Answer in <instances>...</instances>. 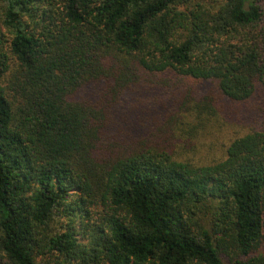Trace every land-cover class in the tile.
Wrapping results in <instances>:
<instances>
[{"label":"trees","instance_id":"trees-1","mask_svg":"<svg viewBox=\"0 0 264 264\" xmlns=\"http://www.w3.org/2000/svg\"><path fill=\"white\" fill-rule=\"evenodd\" d=\"M0 264H264V0H0Z\"/></svg>","mask_w":264,"mask_h":264},{"label":"rangeland","instance_id":"rangeland-1","mask_svg":"<svg viewBox=\"0 0 264 264\" xmlns=\"http://www.w3.org/2000/svg\"><path fill=\"white\" fill-rule=\"evenodd\" d=\"M182 121L185 122L184 119H182ZM249 127L250 124L248 123L240 124L238 122H230L222 119L219 126L215 125L213 128L206 127L204 134H200L202 127L196 133L183 132L178 136L181 141H190L194 146H198L197 150L187 147L183 148L182 153L183 155H188V157H193L194 160L199 161L202 155L209 153L208 149L205 147L210 143L209 145H211V148L209 150L212 152V156L219 157L223 150V145L232 137L247 132Z\"/></svg>","mask_w":264,"mask_h":264}]
</instances>
